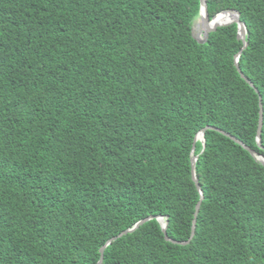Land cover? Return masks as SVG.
Returning a JSON list of instances; mask_svg holds the SVG:
<instances>
[{
	"label": "trees",
	"instance_id": "obj_1",
	"mask_svg": "<svg viewBox=\"0 0 264 264\" xmlns=\"http://www.w3.org/2000/svg\"><path fill=\"white\" fill-rule=\"evenodd\" d=\"M233 24L194 37L200 0H0V264H98L150 217L190 240L191 153L207 127L264 157V0H206ZM196 144L190 244L155 219L102 264H264V166Z\"/></svg>",
	"mask_w": 264,
	"mask_h": 264
},
{
	"label": "water",
	"instance_id": "obj_2",
	"mask_svg": "<svg viewBox=\"0 0 264 264\" xmlns=\"http://www.w3.org/2000/svg\"><path fill=\"white\" fill-rule=\"evenodd\" d=\"M227 14H231L233 16V19L230 20L229 22H221V23H216L215 20L221 16V15H227ZM200 20L202 23V26L205 30V34H204V39L198 40L197 41L200 44H205L207 39L209 38L210 34L215 32L217 29L221 28V27H225V26H230V25H237L238 26V40H240L241 42H243L244 47L241 50V52L236 56L235 58V64H236V68L241 76V78L247 82L250 87L254 88L256 93L259 94V91L255 88L254 84L242 73L240 66H239V60L240 57L242 55V51L245 50L248 47V42H247V37H248V31H247V27L246 25L241 22L240 20V14L239 12L236 11H232V10H227L224 11L218 15H216L214 18H210L209 13H208V7H207V2L206 0H200V15L197 18V20ZM196 22V21H195ZM263 121H264V111H263V105H262V100L260 98V112H259V126H258V131H257V142L258 145L263 149L262 144H261V135H262V128H263ZM207 130H212V131H216L220 134H222L223 136L231 139L233 142H235L237 145L241 146L243 149H245L246 151H248L250 153V155H252L256 161H258L259 163H261L264 166V157L258 155L255 151H253L252 149H250L248 146H246L243 142H241L240 140H238L236 137L232 136L231 134L217 129V128H212V127H207L206 129L202 130L199 132V134L196 136L195 138V142L193 144V150L191 153V163H192V179L201 195V200L199 201V203L197 204L196 208H195V214H194V220H193V226H192V234H191V238L188 242L186 243H181V242H176L171 240L170 238L167 237V229H168V217H150L148 219H145L141 222H139L138 224L135 225L134 228L127 230L125 232H123L122 234H120L118 237H115L113 239H111L102 249H101V260L98 264H102L104 261V253L105 250L107 249L108 246H110L114 241H116L119 238H122L128 234H132L134 233L136 230H138L141 226L145 225L146 223H148L149 221L152 220H157L159 222V224L162 227L163 233L165 234L166 240L168 242H172L173 244L176 245H188L190 244V242L193 240L195 233H196V224H197V218L200 212V208L202 205V202L204 200V196H203V191L201 189V186L199 184V181L197 179V175H196V163L199 159L198 156H196V144L197 142H201L202 146H203V151L206 148V140H205V132ZM202 137V138H201Z\"/></svg>",
	"mask_w": 264,
	"mask_h": 264
},
{
	"label": "rangeland",
	"instance_id": "obj_3",
	"mask_svg": "<svg viewBox=\"0 0 264 264\" xmlns=\"http://www.w3.org/2000/svg\"><path fill=\"white\" fill-rule=\"evenodd\" d=\"M193 32H194V37L196 39L201 40V41L204 39L205 30L199 19L196 20L195 24L193 25Z\"/></svg>",
	"mask_w": 264,
	"mask_h": 264
},
{
	"label": "bare ground",
	"instance_id": "obj_4",
	"mask_svg": "<svg viewBox=\"0 0 264 264\" xmlns=\"http://www.w3.org/2000/svg\"><path fill=\"white\" fill-rule=\"evenodd\" d=\"M233 19V16L231 14H227V15H221L219 16L215 22L216 23H221V22H229L230 20ZM202 138V137H201Z\"/></svg>",
	"mask_w": 264,
	"mask_h": 264
}]
</instances>
